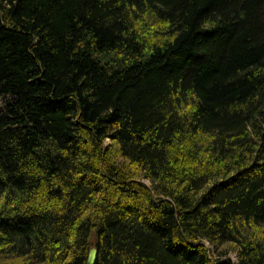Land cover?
Listing matches in <instances>:
<instances>
[{"label": "trees", "instance_id": "1", "mask_svg": "<svg viewBox=\"0 0 264 264\" xmlns=\"http://www.w3.org/2000/svg\"><path fill=\"white\" fill-rule=\"evenodd\" d=\"M0 98V264H264V0H0Z\"/></svg>", "mask_w": 264, "mask_h": 264}, {"label": "water", "instance_id": "2", "mask_svg": "<svg viewBox=\"0 0 264 264\" xmlns=\"http://www.w3.org/2000/svg\"><path fill=\"white\" fill-rule=\"evenodd\" d=\"M98 256V249L96 247L92 248L88 257V264H94Z\"/></svg>", "mask_w": 264, "mask_h": 264}, {"label": "rangeland", "instance_id": "3", "mask_svg": "<svg viewBox=\"0 0 264 264\" xmlns=\"http://www.w3.org/2000/svg\"><path fill=\"white\" fill-rule=\"evenodd\" d=\"M9 98H0V109L4 108Z\"/></svg>", "mask_w": 264, "mask_h": 264}, {"label": "bare ground", "instance_id": "4", "mask_svg": "<svg viewBox=\"0 0 264 264\" xmlns=\"http://www.w3.org/2000/svg\"><path fill=\"white\" fill-rule=\"evenodd\" d=\"M55 209V208H54Z\"/></svg>", "mask_w": 264, "mask_h": 264}]
</instances>
